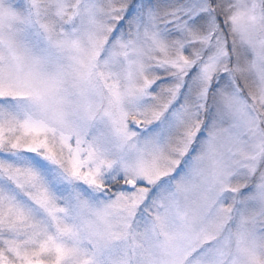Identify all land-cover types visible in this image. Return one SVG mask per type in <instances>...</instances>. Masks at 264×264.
Here are the masks:
<instances>
[{
	"label": "snow or ice",
	"instance_id": "snow-or-ice-1",
	"mask_svg": "<svg viewBox=\"0 0 264 264\" xmlns=\"http://www.w3.org/2000/svg\"><path fill=\"white\" fill-rule=\"evenodd\" d=\"M0 264H264V0H0Z\"/></svg>",
	"mask_w": 264,
	"mask_h": 264
}]
</instances>
